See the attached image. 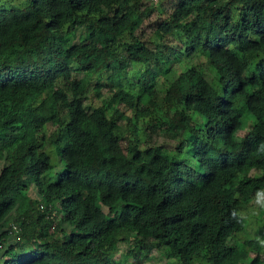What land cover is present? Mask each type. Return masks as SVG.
<instances>
[{"label": "trees", "instance_id": "trees-1", "mask_svg": "<svg viewBox=\"0 0 264 264\" xmlns=\"http://www.w3.org/2000/svg\"><path fill=\"white\" fill-rule=\"evenodd\" d=\"M261 205L264 0H0V264H264Z\"/></svg>", "mask_w": 264, "mask_h": 264}, {"label": "rangeland", "instance_id": "rangeland-1", "mask_svg": "<svg viewBox=\"0 0 264 264\" xmlns=\"http://www.w3.org/2000/svg\"><path fill=\"white\" fill-rule=\"evenodd\" d=\"M152 1H155V0H152ZM168 1H170V0H165L166 3H167ZM153 17H155V16H154V15L151 16V19H154ZM147 23H148V22H147ZM103 91H104L103 94H106L107 91H108V87H107V86L104 87ZM91 99H93V98H91ZM247 128H248V127H247V125H246L244 128L240 129V130L238 131V133H237V137H241V136L246 132ZM51 155H52V159H51V160H52L53 167L48 171V174L54 176V175H55V172L63 166V162H61V161L58 160V158H57V156H56V154H55L54 151L51 152ZM28 194L31 195V196H33L34 198H35V197H38L37 192H36V190H35V187L33 186V183L30 185V187H29V189H28ZM260 197H261L260 194H256V195L254 196V199H256V198L259 199ZM255 203H256V202H255ZM248 219H249V225L251 226V230H252V232H254V231H253V227H254L255 225H257V224L259 223V221H258V220H255V216L252 215V214H250V213H249V217H248ZM11 238H12V237H11ZM11 238H10V240H11ZM10 240H9V241H10ZM13 240H14V238H12L11 241H13ZM11 241H10V242H11ZM5 243H8V242H7V239L4 240L2 244L5 245ZM0 245H1V244H0ZM252 254H253V253H252ZM252 254H251V256H252ZM150 261L153 262V263H156V262H157V257L150 259ZM157 263H158V262H157Z\"/></svg>", "mask_w": 264, "mask_h": 264}, {"label": "clouds", "instance_id": "clouds-1", "mask_svg": "<svg viewBox=\"0 0 264 264\" xmlns=\"http://www.w3.org/2000/svg\"><path fill=\"white\" fill-rule=\"evenodd\" d=\"M260 210H261V211H264V205H261V206H260ZM248 220H249V219H248ZM263 220H264V219H263ZM260 243H261V245H262L261 248H264V241H261Z\"/></svg>", "mask_w": 264, "mask_h": 264}]
</instances>
